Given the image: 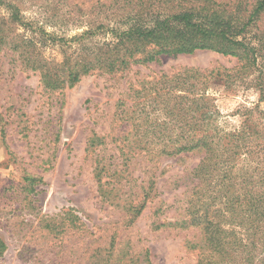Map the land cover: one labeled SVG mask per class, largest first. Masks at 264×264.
<instances>
[{"label":"rangeland","instance_id":"obj_1","mask_svg":"<svg viewBox=\"0 0 264 264\" xmlns=\"http://www.w3.org/2000/svg\"><path fill=\"white\" fill-rule=\"evenodd\" d=\"M252 3L0 0V35L7 37L5 42L0 38V264L206 261L201 226L166 224L183 217L191 192L189 173L203 153L165 155L160 153L164 140L151 138L154 132L166 133V127L192 129L191 122L201 124L206 117L207 127L219 134L244 126L247 137L229 166L234 189L244 183L264 193V54L242 71L236 57L211 50L159 54L116 73L96 68L73 85L63 82L52 90L40 82L39 69L22 67L18 53L26 49L35 67L57 68L61 74L96 47L112 46L120 32L137 24L150 25L189 8L245 17ZM257 24L263 28L264 17ZM185 67L206 78L183 80ZM223 68L239 72L208 75ZM185 81L189 92L181 87ZM133 89L140 92L133 94ZM122 104L131 105L127 112L133 120L115 118ZM123 131L129 132L122 142L131 151L127 160L110 156L121 144L113 138ZM93 134L103 135L104 142L90 147ZM96 156L109 165L124 160L122 176L102 175L99 181ZM118 193L140 205V211L134 216L126 212ZM218 206L219 200L213 207ZM229 220L221 224L222 235L226 245H233L225 254L213 253L215 264H264V219L252 228Z\"/></svg>","mask_w":264,"mask_h":264},{"label":"trees","instance_id":"obj_2","mask_svg":"<svg viewBox=\"0 0 264 264\" xmlns=\"http://www.w3.org/2000/svg\"><path fill=\"white\" fill-rule=\"evenodd\" d=\"M202 9L189 8L164 18H156L150 25L137 24L130 27L117 35L119 39L115 44L96 47L85 57L69 64L61 74L57 68L50 71L35 67L26 49L20 51L18 55L24 69H39L40 82L48 89L54 90L61 88L63 82H67L66 84L69 86L73 85L82 75L91 73L96 68L105 73H116L128 68L129 63L153 61L159 54L176 55L192 53L197 49L211 50L236 57L241 62L240 71L249 69L256 63L257 58L264 54V27L262 28L257 24L259 19L264 17V0H253L245 17H241L237 13L227 16L217 10L202 12ZM238 10L240 12V9ZM0 38L1 42L7 41L6 36L0 35ZM239 69H213L209 71L208 75L216 72L215 76L229 77L232 73L239 72ZM182 72L184 74L181 73L180 75L183 80L185 78L188 80L198 79V77L206 78L203 72L197 73V69L192 67H185ZM185 83L187 82L185 81L180 85L185 88V92H189L188 87H184L186 86ZM133 90V94L140 92V89ZM130 107L131 105L125 107L123 104L118 106L115 118L117 120H133L127 112ZM191 118L195 120L193 116ZM206 120L207 117L201 124L196 123L195 120L190 124L192 129L182 128L178 132L171 131L172 129L166 127L167 122H165L166 133L154 132L151 139L160 138V140H164L166 145L160 149V153L165 155L194 150L203 153L200 162L189 173L191 192L188 202L184 203L183 217L166 224L176 226L181 223L201 226L205 238L200 249L207 258L201 264H215L219 261H213L212 256L220 252L225 254L232 243L231 241L229 245L225 244V237L222 235L225 229L221 224L229 222V216H231L233 221L241 220L246 222L248 227H254L261 221V217L264 219V193H256L244 183L234 189L236 182L232 180L234 179L231 172L232 167L229 169V166L231 162H234L240 144L247 137L244 126L237 132L219 134V132L211 131L207 127ZM127 135L129 132L123 131L122 135L113 138L114 142L120 138L121 144H115L117 153L110 155L111 157L118 156L128 159L131 151L130 149L125 150L126 145L122 143ZM103 137V135L93 134L88 139V145L91 147L102 144L104 142ZM220 143L221 150L219 151L216 147ZM95 160L101 162L96 165V176L99 181L102 175L122 176L123 170L119 166H124V160L115 165L113 163L109 165V163L102 161L101 157L99 159L98 156L95 157ZM220 170H222V174L219 173ZM146 193L145 195H147ZM116 196L121 200L122 208L126 212L130 211L132 216L140 211L141 206L132 204L130 197L121 199L119 193ZM217 200H219L220 206L213 207ZM226 212L228 214L227 219L216 217L218 214ZM239 214H249L250 217H241ZM234 216L236 217L234 218ZM230 250L232 251V247Z\"/></svg>","mask_w":264,"mask_h":264}]
</instances>
